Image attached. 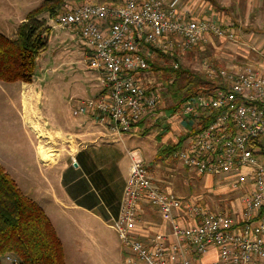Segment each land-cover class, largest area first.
I'll return each mask as SVG.
<instances>
[{
  "label": "built area",
  "instance_id": "obj_1",
  "mask_svg": "<svg viewBox=\"0 0 264 264\" xmlns=\"http://www.w3.org/2000/svg\"><path fill=\"white\" fill-rule=\"evenodd\" d=\"M53 21L78 37L86 48V63L99 73L100 92L80 101L72 114L88 116L118 139L149 115L160 114L164 84L147 79V58L161 53L176 68L174 58L211 37L242 42L231 23L187 16L176 0L64 3ZM249 48L259 56L257 61L217 67L203 63L218 85L178 108L176 115L184 118L187 132L197 130L172 155L187 169L215 177L216 184L237 196L218 208L199 200L204 196L181 197L170 181L153 176L129 151L118 211L109 223L124 264H264V52ZM205 109L214 114L200 126V110ZM144 205L166 231H153L156 223L146 217ZM210 247L215 258L201 262ZM5 264L18 263L6 255Z\"/></svg>",
  "mask_w": 264,
  "mask_h": 264
},
{
  "label": "rangeland",
  "instance_id": "obj_2",
  "mask_svg": "<svg viewBox=\"0 0 264 264\" xmlns=\"http://www.w3.org/2000/svg\"><path fill=\"white\" fill-rule=\"evenodd\" d=\"M41 1L11 0L12 17L8 20L1 19L2 33L10 36L17 26L16 16L34 8ZM91 1L97 2L96 0ZM199 1L203 2V8H206L202 15L213 16L219 21L231 23L233 29L237 30L239 34L245 38L249 37L247 40L250 46L260 45L261 41L264 43V25L262 24L260 27V22L244 19V0H239V7H233V9L229 5L232 4V0ZM65 3L81 2L67 1ZM236 8H239L240 16L234 13ZM5 11L7 12V8ZM47 24L50 26L47 46L35 61L31 80L33 89L40 93V100L36 106L32 104L31 107L24 108L25 115L21 116L20 98L23 89L20 92L22 87L19 86V82H10L12 85H7L12 86L13 89L10 90L0 87V162L25 196L35 201L40 207H42V203L48 204L47 210L51 217L58 216L55 218V225L57 235L61 239L65 264H124V252L115 231L105 223H99L93 219L88 227L81 224L80 218L84 216L82 212L57 207L51 199V188L57 190L58 194L61 192L70 196L71 194L66 186L57 187V183L52 181V177L47 174L48 171L35 161V145L42 143L46 145L51 136L48 139L43 133V137H35L23 117H26L28 122L37 119L41 125L51 130L59 128L66 130L65 127L75 126L80 120L79 117L72 114L75 105L82 100L94 97L101 90L99 73L86 63V48L79 42L78 37L66 28L57 25L53 19H47ZM240 43L242 42L233 43L211 37L196 45L198 49L191 58L185 57L179 61L184 62L191 70L201 72L207 77L202 67L204 62H212L217 67L241 64L245 61L253 62L259 59L256 52L249 47L246 49L247 57H240L239 54L244 47ZM262 47L264 48V44ZM147 79L155 84L161 82V75L151 71L148 73ZM174 104L175 101L163 85L159 107L157 106V112H160V116L158 115L160 126L147 127L144 136L136 135L133 140L126 142L127 147L133 149L130 152L135 159H139L145 166L153 165L151 152L157 150L160 145L156 135L161 127H167L166 131L169 133L168 137L163 139L166 144L175 142L181 132L178 127L179 117L175 115L171 118V115L179 112V109L174 110L172 107ZM116 150L117 156L115 155V157L122 156V160L114 159L109 166L115 172L118 169L124 174L126 166L130 164L128 150L121 144L117 146ZM86 153L89 152L86 151ZM50 157L48 156V158ZM155 164L150 167L153 176L160 180L170 181L172 190L181 197L195 199L199 197L198 195L204 196L206 199L199 198V200L203 203L204 200L210 201L215 208H218L226 203L225 200L237 196V192L226 188L225 185L221 186L209 181V183H205L207 178L200 177L194 171H188L172 157L165 158L164 164L161 161H157ZM52 172L56 174L64 172L65 177L74 172L73 163L69 160L67 153L61 152ZM80 180L82 181V179ZM64 196L65 201L70 203V197ZM91 226L93 233L90 231ZM85 231L86 233H84Z\"/></svg>",
  "mask_w": 264,
  "mask_h": 264
},
{
  "label": "crops",
  "instance_id": "obj_3",
  "mask_svg": "<svg viewBox=\"0 0 264 264\" xmlns=\"http://www.w3.org/2000/svg\"><path fill=\"white\" fill-rule=\"evenodd\" d=\"M243 3V12L245 14L244 19L258 21L260 22V27H262V24L264 25V0H244ZM239 4V0H232V4L229 5H231V9H233V7H239ZM11 6V0H0V21L1 19L8 20L12 17ZM176 7L180 12L187 16L202 15V12H205L206 9L203 8L204 3L200 2L199 0H176ZM5 8H7V12L5 11ZM239 11V8H236L234 13L237 16H240ZM27 12L16 16L17 24L24 19L25 14ZM0 32L2 33L1 29ZM240 35L242 38V43L240 44L244 45V47L241 49L242 52H240L242 56L239 54L240 57H247L246 55L248 51H246V49H248L247 47L251 46L255 47L258 52H264V48L262 47V44L264 43H262V41L260 45L250 46L248 44L249 41L247 40L249 39V37L245 38L242 34ZM7 85H12V83L9 84L5 82H0V87H4L5 90L13 89L12 86ZM19 86L22 87L20 92L23 89L22 97L20 98L22 104V111L20 113L21 116H24L25 112H23V109L31 107L32 104L36 106L37 102L40 100V93L39 91L33 89L31 82H19ZM175 115L176 114L171 115V118H173ZM77 117H79L80 119L78 124L75 126L65 127L67 128V131L65 129L62 130L60 128L56 130H51L41 125L37 121V119L36 121L34 120L28 122L26 117L23 118L24 121L26 120V124L28 125L30 131L35 134V137H43V135H39L38 132L33 129L34 126H37L38 130H41L42 133L44 132V136H46V138L49 139V136H51L50 141L48 140L46 145L43 143L35 145V161L40 167L48 171L47 174L52 177V181H55V183H57V187L66 186L67 190L71 194L70 196L61 191V194H58L57 190L51 188V199L53 200V203H55L57 207H65L69 210H78L82 212L84 216L80 218L81 224H85L88 227L90 222H92V219L99 223H105L106 226L110 227L109 223L112 217L116 216L118 211L122 189L128 171V166H126L124 174L118 171V169L115 172L114 169L109 166V164L114 159H116L117 161L118 159L122 160V156H119L120 158L115 157L117 146L121 144L126 150H128L127 152L132 151L133 149L127 147V141L133 140L134 136L136 135L144 136L146 134L145 129L147 127L160 126L161 123L158 122L159 117L157 115H149L135 128H133L130 133L124 134L121 138L118 139L110 136L106 132L105 128L93 122L88 116L80 115ZM178 117V127L179 131H181L180 134L187 132L188 126L184 121V118H182L181 116ZM19 121L21 122L22 120L20 119ZM148 121H150V123H147ZM160 129L156 135V139H158L160 145L158 146L157 150L155 149L156 151L154 150L153 153L151 152V159L153 161V165L157 161H161V163L164 164L165 158L169 159L170 157L166 152L161 151L163 147L168 145L163 141V139H165L166 137H168L167 135H169V133L166 131L167 127H161ZM176 139H178V137ZM176 139L175 141H177ZM63 151L69 155L70 161L71 159H74L73 162L71 161L73 163L74 172L69 173L66 177L64 172H59L57 174L52 172V169L56 165L58 158L61 152ZM86 151L89 153H86ZM43 153H50L51 157L47 160H43L41 158V155ZM152 156H154V158H152ZM151 166L146 165V167H148L149 169ZM187 170L193 171L189 169ZM76 171L79 172L76 173ZM197 175L199 174L197 173ZM199 176L207 178L205 180V183H216L217 181L215 177H212L210 175ZM79 178L82 179V181ZM64 195L70 197V203L65 201L66 198ZM41 206L43 211L49 217L57 233L55 218H58V216L55 215L54 217H51V214H49L47 210L48 204L42 203ZM144 208L146 209V212L149 215L146 217L156 223V225H154L152 228L153 231H166V225L161 224L158 216L151 212L148 205H144ZM90 231L92 233L94 232L92 226L90 227ZM84 233H86V231ZM87 234L90 235L89 232H87ZM215 256V249L210 247L208 252L200 257V261L203 263H208L212 261Z\"/></svg>",
  "mask_w": 264,
  "mask_h": 264
},
{
  "label": "trees",
  "instance_id": "obj_4",
  "mask_svg": "<svg viewBox=\"0 0 264 264\" xmlns=\"http://www.w3.org/2000/svg\"><path fill=\"white\" fill-rule=\"evenodd\" d=\"M67 1L84 0H42L25 14L10 36L0 32L1 82H31L35 61L47 46L50 32L47 19H54ZM196 49L197 46H194L181 57L174 58L178 62L176 68L161 53L153 59L147 58L149 69L161 75L162 83L175 101L172 106L174 110L194 94L208 93L218 85L214 79L191 70L179 61L185 57L191 58ZM213 114V110H200L199 125L208 123ZM196 130L197 127L180 134L177 141L166 145L161 151L172 157L184 139ZM6 255L15 257L18 264H65L62 243L49 217L42 207L21 192L0 164V264H5Z\"/></svg>",
  "mask_w": 264,
  "mask_h": 264
},
{
  "label": "bare ground",
  "instance_id": "obj_5",
  "mask_svg": "<svg viewBox=\"0 0 264 264\" xmlns=\"http://www.w3.org/2000/svg\"><path fill=\"white\" fill-rule=\"evenodd\" d=\"M33 129H34L35 131H37L39 135H42V134L44 133V132L42 133L41 130H38L37 126H34ZM40 149H41V148H40ZM50 153H51V152H50ZM50 153H49V154H45V153H43V154L41 155V158H42L43 160H47V159H49L48 156L51 155Z\"/></svg>",
  "mask_w": 264,
  "mask_h": 264
}]
</instances>
